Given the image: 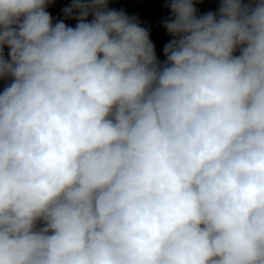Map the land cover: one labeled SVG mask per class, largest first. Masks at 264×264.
<instances>
[{
    "label": "clouds",
    "instance_id": "clouds-1",
    "mask_svg": "<svg viewBox=\"0 0 264 264\" xmlns=\"http://www.w3.org/2000/svg\"><path fill=\"white\" fill-rule=\"evenodd\" d=\"M52 2L0 0V264H264V0H170L163 62Z\"/></svg>",
    "mask_w": 264,
    "mask_h": 264
},
{
    "label": "rangeland",
    "instance_id": "rangeland-1",
    "mask_svg": "<svg viewBox=\"0 0 264 264\" xmlns=\"http://www.w3.org/2000/svg\"><path fill=\"white\" fill-rule=\"evenodd\" d=\"M72 0H53V2L47 7V11L50 13L53 22L55 23L57 20H63L66 25L75 27V24L77 23L74 19H65L62 9L69 6L71 4ZM152 6V0H109L108 2V8L109 10L115 9L117 11L123 10L126 15L132 17L135 16L138 18L140 25L142 27H146L149 30V39L152 40V14L148 12H144L142 10H139V7L141 8H148ZM218 9V7H217ZM216 9V10H217ZM89 21L92 19L91 16H89ZM170 38V37H168ZM160 40L156 42L157 48L155 49L156 56L160 62H163L165 57L163 55V48L166 43L170 41V39H164L163 42H159ZM5 55H7V49L5 48ZM236 55H239V51L235 53ZM6 84V81L0 79V91L3 90L4 86Z\"/></svg>",
    "mask_w": 264,
    "mask_h": 264
},
{
    "label": "flooded vegetation",
    "instance_id": "flooded-vegetation-1",
    "mask_svg": "<svg viewBox=\"0 0 264 264\" xmlns=\"http://www.w3.org/2000/svg\"><path fill=\"white\" fill-rule=\"evenodd\" d=\"M247 2V0H245ZM170 0H152V43L157 48L156 42H163L164 39H171L162 26V21L168 19L171 13L166 6ZM194 6L197 10V15H203L209 11L215 12L219 6V0H199L198 3L194 0ZM170 37V38H168Z\"/></svg>",
    "mask_w": 264,
    "mask_h": 264
},
{
    "label": "trees",
    "instance_id": "trees-1",
    "mask_svg": "<svg viewBox=\"0 0 264 264\" xmlns=\"http://www.w3.org/2000/svg\"><path fill=\"white\" fill-rule=\"evenodd\" d=\"M139 10H142L144 12H148V13L152 14V6L151 7H148V8H141V7H139ZM151 42H152V40H151Z\"/></svg>",
    "mask_w": 264,
    "mask_h": 264
}]
</instances>
